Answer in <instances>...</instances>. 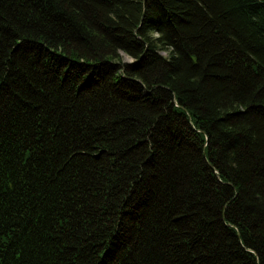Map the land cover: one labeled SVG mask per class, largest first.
<instances>
[{
  "label": "trees",
  "instance_id": "1",
  "mask_svg": "<svg viewBox=\"0 0 264 264\" xmlns=\"http://www.w3.org/2000/svg\"><path fill=\"white\" fill-rule=\"evenodd\" d=\"M0 264H264V0H0Z\"/></svg>",
  "mask_w": 264,
  "mask_h": 264
},
{
  "label": "rangeland",
  "instance_id": "2",
  "mask_svg": "<svg viewBox=\"0 0 264 264\" xmlns=\"http://www.w3.org/2000/svg\"><path fill=\"white\" fill-rule=\"evenodd\" d=\"M126 57V56H125ZM126 58H128V57H126ZM129 59V58H128Z\"/></svg>",
  "mask_w": 264,
  "mask_h": 264
}]
</instances>
